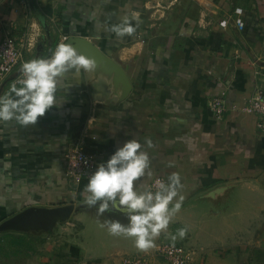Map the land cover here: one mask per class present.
<instances>
[{
  "label": "crops",
  "instance_id": "0c3cea01",
  "mask_svg": "<svg viewBox=\"0 0 264 264\" xmlns=\"http://www.w3.org/2000/svg\"><path fill=\"white\" fill-rule=\"evenodd\" d=\"M236 8L242 29L232 20ZM130 12L141 21L133 36L107 30ZM0 21L16 40L35 37L34 48L23 49L28 60L46 57L62 35L86 38L104 57L96 71L61 79L57 106L35 126L0 122V234L65 218L68 236L38 263L152 255L154 248L140 251L133 238L101 228L106 218L128 220L116 211L99 216L98 206L84 204L89 179L73 185L65 176L70 146L81 144L96 169L135 138L150 158L140 191L173 172L183 184L182 208L155 244L187 227L175 243L196 248L194 264H264V131L241 110L264 94V0H0ZM17 71L0 80V95ZM216 95L228 107L220 118L208 107ZM67 206L69 213L54 214ZM149 264L167 263L150 256Z\"/></svg>",
  "mask_w": 264,
  "mask_h": 264
},
{
  "label": "clouds",
  "instance_id": "9594fccd",
  "mask_svg": "<svg viewBox=\"0 0 264 264\" xmlns=\"http://www.w3.org/2000/svg\"><path fill=\"white\" fill-rule=\"evenodd\" d=\"M141 23L136 12L126 13L120 22L108 27V31L118 38L133 36ZM67 37L51 51L47 58L39 57L23 62L20 78L10 85L9 90L0 95V122L15 121L21 127L35 126L51 108L57 106L60 80L70 71L93 72L98 68L94 58L81 53ZM147 148L155 145L149 138ZM150 158L138 139H130L119 147L106 161L100 163L90 175L83 190L84 204L97 207V214L120 212L128 220L106 218L101 228L109 235L133 238L134 246L140 251L156 247L155 241L166 232L173 217L181 210L185 197L180 195L183 188L181 176L177 172L167 177V182L157 179L151 188L140 191L136 182L145 175ZM188 232L181 227L175 234H169L173 245L183 239Z\"/></svg>",
  "mask_w": 264,
  "mask_h": 264
},
{
  "label": "built area",
  "instance_id": "2783aa9c",
  "mask_svg": "<svg viewBox=\"0 0 264 264\" xmlns=\"http://www.w3.org/2000/svg\"><path fill=\"white\" fill-rule=\"evenodd\" d=\"M234 24L238 29H242L245 25L242 11L239 8L234 10L232 17ZM226 19L220 21V25H225ZM66 35L60 36L52 45L49 54L44 57L50 56L51 51ZM68 38V37H67ZM35 37L27 39V41L16 40L10 33L6 32L3 23L0 21V80L12 74L18 68L17 74L12 79V82L17 81L20 76V69L23 62L28 59L25 57L23 49L32 50L35 44ZM66 42V41H65ZM209 109L215 114L216 117H222L228 107L225 102L224 95H216L208 102ZM241 110L256 115V127L264 131V94L257 93L247 98L241 106ZM66 165L65 176L67 180L77 185L85 179H89L90 175L95 171V159L92 155L88 154L81 144H74L70 146L65 153ZM157 179H165L162 176H154L149 180L147 189L152 187ZM146 189V190H147ZM197 250L192 246H187L179 243L173 245L170 241H161L156 244L151 253L127 255L122 257V264H149L150 256H155L164 260L167 264H194L196 261Z\"/></svg>",
  "mask_w": 264,
  "mask_h": 264
},
{
  "label": "rangeland",
  "instance_id": "374dc122",
  "mask_svg": "<svg viewBox=\"0 0 264 264\" xmlns=\"http://www.w3.org/2000/svg\"><path fill=\"white\" fill-rule=\"evenodd\" d=\"M68 219L55 220L48 226H37L30 232L0 234V264H40L38 261L50 255L51 247L57 248L68 236L64 227L72 226L67 223ZM72 231V230H71ZM62 247V244H60Z\"/></svg>",
  "mask_w": 264,
  "mask_h": 264
},
{
  "label": "water",
  "instance_id": "95a60500",
  "mask_svg": "<svg viewBox=\"0 0 264 264\" xmlns=\"http://www.w3.org/2000/svg\"><path fill=\"white\" fill-rule=\"evenodd\" d=\"M70 42L76 47L81 53L85 54L86 56L90 58H94L97 62V64L101 63L104 60L103 54L100 51L98 47H96L94 44H92L91 41L87 40L84 37L79 36H71L68 37L66 42ZM41 43H38V46H40ZM37 46V47H38ZM51 50V48H50ZM49 50V52H50ZM17 74V72L11 77V79L14 78V76ZM71 210V206L64 207L62 209H58L57 211H54V214L58 213H69Z\"/></svg>",
  "mask_w": 264,
  "mask_h": 264
}]
</instances>
